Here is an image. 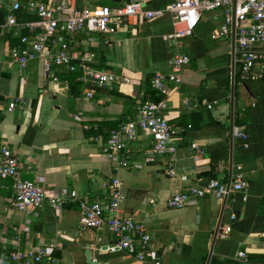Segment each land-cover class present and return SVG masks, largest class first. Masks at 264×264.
<instances>
[{
    "label": "crops",
    "instance_id": "obj_1",
    "mask_svg": "<svg viewBox=\"0 0 264 264\" xmlns=\"http://www.w3.org/2000/svg\"><path fill=\"white\" fill-rule=\"evenodd\" d=\"M129 1L79 3L113 6ZM172 1L152 0L148 6L160 8ZM5 12V7L0 9L1 18ZM20 18L37 16L25 9ZM223 19L222 10L206 12L180 43L166 38L173 31L168 13L142 24L124 21L111 33L62 34L73 50L96 54L94 67L130 78L113 89L96 87L92 96L86 94L81 75L76 88L57 75V87L55 69L45 74L40 58L21 69L11 57L20 36L0 37V140L20 157L23 176L37 178L49 189L76 190L86 202L99 198L104 203L111 197L110 182L118 177L125 193L121 213L142 222L152 235L146 260L136 256L137 245L133 251L106 250L114 236L106 229L81 230L78 201L62 206L43 202L23 214L14 207L12 181L1 179L0 264H16L10 253L18 245L38 244L53 247L55 264H153L152 256L162 264H264V77L243 78L234 61V38H212ZM178 54L191 60L175 70L170 59ZM157 72H177L182 78L181 83H170L165 110L179 129L175 174L169 173L170 155L152 156L147 133L127 151L130 166L115 169L102 143L143 102L160 99L150 83ZM17 97L25 102L9 110L8 102ZM86 124L99 129H87ZM240 130L248 137H240ZM237 164L243 165L248 181L245 192H232L224 200L208 195L182 209L168 208V199L192 184H205L212 177L229 181ZM226 224L233 228L221 237L219 226ZM241 251L247 253V262L238 259Z\"/></svg>",
    "mask_w": 264,
    "mask_h": 264
},
{
    "label": "built area",
    "instance_id": "obj_2",
    "mask_svg": "<svg viewBox=\"0 0 264 264\" xmlns=\"http://www.w3.org/2000/svg\"><path fill=\"white\" fill-rule=\"evenodd\" d=\"M80 1L0 0V9L6 8L3 18L0 17V37L19 35L21 38V44L11 48L12 60L21 69H25L31 60L40 58L47 75L51 74L55 66L66 67L69 71L80 70V80L85 85L86 94L92 96L96 87L113 89L122 82H130V78L94 67L91 62L96 54L89 50H73L69 41L60 37L62 34L73 36L83 31L111 33L117 31L119 24L124 21L131 20L142 24L168 13L172 17L173 31L166 38L180 43L196 30L206 12L222 10L223 22L214 30L212 38L233 37L234 61L242 77H264V0H173L160 8L149 7L148 4L152 0H131L113 6H81ZM25 9L34 13L37 18L22 20L20 13ZM22 29H28L29 34H22ZM190 60V56L178 54L170 59V64L175 70H180ZM53 79L58 87L59 77L54 75ZM171 82L181 83L182 78L177 72L155 73L150 83L160 94V99L143 102L134 115L128 116L118 127L109 131L107 142L102 143V152L115 169L130 166L127 151L138 144L143 133H147L153 141L152 156L170 155L169 173L175 174L178 152L175 140L179 129L165 114ZM18 102L24 103L25 99L14 98L8 102L7 108L13 110ZM209 107H212V104H209ZM1 114L2 110L0 116ZM85 127L99 129L96 124H86ZM238 134L242 138L248 137V133L243 130ZM94 139L102 141V136L95 135ZM195 149L199 153L205 152L201 147ZM22 168L21 159L13 148L0 140V180L12 181L14 207L19 212L27 213L32 206H39L43 202L62 206L78 201L82 208L81 230L106 229L114 236V240L106 244V250L133 251L137 245L136 256L140 260L150 258V231L134 217L121 213L125 193L118 177L113 178L109 184L111 197L108 202L104 203L99 198L86 202L79 197L76 190H53L42 185L37 178H25ZM243 169L242 164L235 165L229 181L212 177L205 184L190 185L187 190L168 199V208L182 209L192 199L208 195L224 200L232 192H245L248 181ZM235 217L233 214L232 219ZM232 228L231 224L221 225L218 235L226 237ZM10 257L16 264H55L58 261L53 247L45 244L33 247L18 245L10 253ZM238 259L247 262V253L239 252ZM152 260L153 264H162L156 256H152Z\"/></svg>",
    "mask_w": 264,
    "mask_h": 264
},
{
    "label": "trees",
    "instance_id": "obj_3",
    "mask_svg": "<svg viewBox=\"0 0 264 264\" xmlns=\"http://www.w3.org/2000/svg\"><path fill=\"white\" fill-rule=\"evenodd\" d=\"M61 68H64L63 71H60ZM55 73L56 75H61L63 78L67 79L72 86V88H76L77 85L80 83L79 81V76L81 75V72L79 70L77 71H69L66 67H61V66H55ZM159 97L154 98V100H158ZM249 260V257H248Z\"/></svg>",
    "mask_w": 264,
    "mask_h": 264
},
{
    "label": "water",
    "instance_id": "obj_4",
    "mask_svg": "<svg viewBox=\"0 0 264 264\" xmlns=\"http://www.w3.org/2000/svg\"><path fill=\"white\" fill-rule=\"evenodd\" d=\"M87 255L89 256V258H90V252H87Z\"/></svg>",
    "mask_w": 264,
    "mask_h": 264
}]
</instances>
